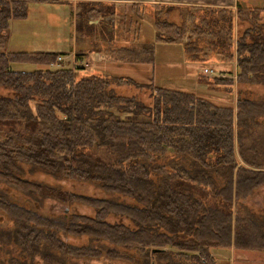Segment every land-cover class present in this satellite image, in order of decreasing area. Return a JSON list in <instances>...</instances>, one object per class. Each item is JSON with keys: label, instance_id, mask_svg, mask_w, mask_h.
<instances>
[{"label": "trees", "instance_id": "16d2710c", "mask_svg": "<svg viewBox=\"0 0 264 264\" xmlns=\"http://www.w3.org/2000/svg\"><path fill=\"white\" fill-rule=\"evenodd\" d=\"M29 1L47 0H0V87L13 91L0 95V181L67 205L86 204L97 213L94 217L74 215L65 222L0 195V211L14 222L20 247L29 249L43 241L71 256L103 254L94 247L70 246L55 236L56 231H65L134 249L141 256L149 254L150 262L143 264H181L186 259L191 264L214 263V251H264V218L254 222L243 213L240 202L264 185V132L258 133L255 125L257 118L264 117V102L237 97L234 107H220L185 92L139 85L130 78L95 72L80 75L84 68L79 66L50 69L67 55L63 51L2 52L10 22L27 17ZM161 8L153 13L158 28L173 29L168 33L156 29L155 39L175 44L183 26L168 21L167 13L174 8ZM247 9L248 21L239 17L240 5L235 18L230 11L214 9L213 13H222L216 24L225 35L216 42L206 41L213 50L228 54L222 59L225 63L234 57L236 81L233 75L209 81L212 86H225L229 93L234 84L264 79V23H259L258 11L254 14L256 8ZM240 21L248 24L242 32ZM189 45L193 46L185 53L194 60H201L199 53L210 48L198 42ZM116 52L120 54L110 58L112 62H154L150 42ZM91 54L93 50L77 53L75 60L82 61L83 56L88 60ZM14 64L49 69L13 71ZM112 82L148 88L150 104L113 94ZM171 159L170 165L157 164ZM17 163L70 180L95 182L102 191L128 197L138 205L29 182L17 175L21 171ZM155 174L162 181H154ZM109 214L128 218L135 228L106 222ZM31 234H35L33 239H29ZM155 248L164 251L152 254ZM113 251L105 250L108 255H115ZM169 256L173 259L157 262ZM119 258L130 259L126 254Z\"/></svg>", "mask_w": 264, "mask_h": 264}, {"label": "rangeland", "instance_id": "374dc122", "mask_svg": "<svg viewBox=\"0 0 264 264\" xmlns=\"http://www.w3.org/2000/svg\"><path fill=\"white\" fill-rule=\"evenodd\" d=\"M240 6L241 13L239 17H242L248 21V19L251 18V14L248 12L249 9L247 8H256L257 10L255 9L254 14H256L258 11L257 17L259 18V23H264V11L259 10L262 9L261 7H264V0H241ZM92 7H95V9L91 10ZM27 9V17L25 19L13 20L10 22L9 33L1 50L5 53L33 51L66 52L67 55L57 59V62L59 63L58 65H50L49 68L52 70L79 66L84 68L80 75H87L88 73L95 72V70L92 68L94 66L93 62L94 59L99 60L98 56L95 54H100L103 58H115L118 57V54H120V52L118 53L116 50L119 51L121 48H131L137 45L141 46L150 42L152 43L153 47H155L154 62L152 64H141L138 66V69L141 70L135 71L136 74L127 71L126 69H129L127 66L121 68L115 66H106L103 64L100 66V69L102 73H108L116 76H126L127 74H131L129 76L135 79H137L139 75H145L148 73L149 76L147 77V80L145 78L141 79V81L144 80L142 84L151 83L149 85L161 87L163 85L165 86L172 84L167 81V78L170 76L171 69L173 67H176V69L179 68V70L188 67L184 66L183 51L181 50V47L186 50L187 47L193 46H190L189 43H204L206 48L210 47L207 49V51L202 50L203 52L199 53L201 60L213 58L222 60L223 58L225 59L229 57L228 54L226 55L225 53L215 51L212 49V46L206 44V41L208 40H211L210 42H212V40L216 42V39L219 36L224 37L225 35V32L216 24L218 20L217 17H220L222 13H213L214 9L211 8H201L196 10L190 9L187 12H180L178 10L172 9L170 13H167L168 21L172 22L175 26H183L182 28L184 30L182 36L176 38L177 41L175 42V44H179L181 47L168 45L173 43L163 44L156 41V29L160 31L167 29L166 33H168V31L171 32V29H173V27L163 29L158 28V24H156L154 20L153 13L155 11L157 13L160 12L162 9L161 7L156 8V10H154L152 13L148 12L140 15L144 19V24L140 25V22L137 21V26L135 12L121 10L119 15L115 13L112 14V8L108 9V6L104 5V3L101 1H29ZM107 15H113V17L110 18L112 23L110 24V28L103 27L105 30V34H103V32L100 30L102 27L101 23L107 21ZM239 23L240 24H238V26L240 32H242L248 24L245 21H240ZM138 31H140V35ZM213 33L218 36L213 38ZM190 34L191 39L188 38V35ZM137 39L140 42H145H137ZM206 48L204 47L205 50ZM90 50H93V54L90 55L88 60H85V56H83L82 61L76 62L75 56L77 53L82 54ZM196 52L198 51L196 50ZM233 52L234 50L232 49V55ZM230 62H234V57ZM49 68L28 64L11 65V69L13 71L23 72H29L34 69ZM205 70L211 71V74L204 73L209 77L213 76L215 73L211 69H204L203 72H205ZM152 72H154L153 80L151 79ZM173 79H175L172 81L174 83L172 85L175 86L173 88H183V85L191 83L189 78L183 77L180 79L179 76H177ZM234 87L236 89L235 100L238 97V99L247 98L253 101L264 102V79L253 84L237 83L234 84ZM109 90L113 92V94L123 98H134L143 105L147 106L150 104V91L146 87L137 88L130 84H117L112 82L109 85ZM12 92L13 91L8 88L0 87L1 96H5ZM231 97L233 99V95ZM255 123V125L259 128L257 130L258 133L264 132V117L257 118ZM171 163L172 159L158 160L157 162L158 165H170ZM17 165L19 167L18 169L21 170L17 175L22 179L35 184L37 183L53 187L61 191L74 193L76 195L100 199H112L119 203L131 206L138 205L136 201L128 197L102 191L95 182L70 180L61 176L48 174L47 172L31 165H25L22 163H17ZM153 179L154 181H162L163 177L161 175L155 174L153 175ZM0 195L5 196L8 200L22 207L35 211L40 215L65 222H68L69 219L74 215L94 217L97 213V210L89 205L80 204L78 202L67 205L64 202H60L51 197L42 196L39 193L28 191L27 189L21 191L15 187L7 185L2 181H0ZM240 202L242 203L241 210L243 213L245 215L250 214L254 222L259 220V218H264V214H262L264 213V185L254 190L250 196L244 199V201L241 200ZM105 220L106 222L110 223L123 224L132 229L135 228V225L128 218L123 216L109 214ZM262 224V229L264 231V222H262ZM15 230L16 227L14 222L0 211V262L2 264H21L12 262L13 260L25 262L27 264H143L145 260L147 263L150 262V260H148L149 254L141 256V254L134 249H125L114 246L104 240L98 242L95 240V238L89 235L79 234L76 232H72L71 234L65 231H56L55 236L70 246L78 248L87 246L94 247L103 250V254L99 257L71 256L51 248L49 244H45L43 241L36 247L29 246L27 247L29 249H24L17 243L18 240L14 235ZM43 231L44 234L48 233L46 229ZM5 233H7L6 238L4 236ZM23 235L24 237L27 236L25 234ZM33 235L35 234H31L29 239H33L31 238ZM29 239L27 238L26 241L29 242ZM110 249L114 250L113 252H115V255H108L105 252V250ZM221 252H224V254H221ZM221 252H213L214 263H212L211 260L210 262L206 260H200L199 264H232L233 262L234 264H239L238 262L243 264V260L238 259L239 252H235L236 254L234 255V259L232 257L233 255L229 256L226 254L228 251L221 250ZM216 253L220 254V256H217ZM123 254H126L130 259L126 260L119 258ZM170 258L172 257L169 256L166 259L162 258L163 260L158 259L157 262L159 263L160 260L165 262ZM186 260H184L185 262L181 260V264L192 263L191 259L188 261V263H186Z\"/></svg>", "mask_w": 264, "mask_h": 264}, {"label": "crops", "instance_id": "0c3cea01", "mask_svg": "<svg viewBox=\"0 0 264 264\" xmlns=\"http://www.w3.org/2000/svg\"><path fill=\"white\" fill-rule=\"evenodd\" d=\"M90 1H101L104 3V5L108 6V9L112 8V14L121 13V10L126 11H132L135 12L136 16V26L137 21L140 22V25L144 24V19L142 16L145 13H152L156 8H159L161 6H167L172 7L175 10H178L180 12L182 11H189L190 9L196 10L201 8H211V9H221V10H227L230 11L234 18L237 11V5L241 4V0H90ZM264 9V7H261ZM76 9V8H74ZM92 9H95V7H92ZM125 11V12H126ZM151 11V12H150ZM108 17L107 21L101 23V31L103 34H105L104 28H110V24L112 23L111 17L113 15H107ZM139 17V19H138ZM142 17V18H141ZM105 20V18H104ZM103 21V20H102ZM100 23V22H99ZM114 23V21H113ZM104 27V28H103ZM114 27V24H113ZM100 31V32H101ZM107 32V31H106ZM140 35V31H138ZM102 41V40H101ZM137 42H140L137 39ZM145 42V41H144ZM143 41L140 43H144ZM169 46H180L179 44H168ZM138 46V45H137ZM155 49V47H154ZM181 50L183 51V62L185 69L179 70V68L176 69V67H173L171 69L170 76L167 78V81L174 84L172 81L175 80L173 78H176L179 76V78H189L190 84H185L182 87L183 88H173L175 87L172 84L163 85L161 86L164 89L168 90H175V91H181L188 94H192L196 96L197 98L207 100L208 102L212 103L213 105L220 106V107H234L235 97H236V89L234 87L233 93L225 92V86L216 87L212 86L210 84V80L214 77H222L223 79H229L232 77L233 74L236 73L237 67L236 62H224L223 60H217L215 58L213 59H204V60H194L190 58L186 53L183 47H181ZM98 56L99 60L94 59V66L92 67L95 70V73H102L100 66L105 64L106 66H115V67H124L127 66L129 69H126L129 72L135 73V71H140L141 69H138L141 64H126V63H119V62H112L110 58H103L100 54H95ZM187 59V60H186ZM204 69H211L215 73L213 76L209 77L206 76L203 72ZM100 70V71H99ZM110 76L120 77V78H131L136 83H139V85H149L148 84H142L144 80L141 81L142 78L148 79L149 76L148 73L145 75H139L137 79L129 76L131 74L124 75H111L108 73H104ZM154 72H152L151 79L153 80ZM206 78V79H205ZM154 84V83H153ZM160 87V86H159ZM233 99H232V95ZM235 94V96H234ZM221 252V251H220ZM235 252H239L238 259L243 260V264H264V251H248V250H228L226 254L234 255ZM217 254V253H216ZM221 254H224V252H221ZM217 256H220V254H217ZM238 260V261H239ZM229 263V262H228ZM241 264V262H238ZM234 264V262L232 263ZM236 264V263H235Z\"/></svg>", "mask_w": 264, "mask_h": 264}, {"label": "water", "instance_id": "95a60500", "mask_svg": "<svg viewBox=\"0 0 264 264\" xmlns=\"http://www.w3.org/2000/svg\"><path fill=\"white\" fill-rule=\"evenodd\" d=\"M162 251H164V250L156 249V248H155V249H152V250H151V253L154 254V253L162 252Z\"/></svg>", "mask_w": 264, "mask_h": 264}, {"label": "built area", "instance_id": "2783aa9c", "mask_svg": "<svg viewBox=\"0 0 264 264\" xmlns=\"http://www.w3.org/2000/svg\"><path fill=\"white\" fill-rule=\"evenodd\" d=\"M205 74H208V73H210L211 74V71H207V70H205V72H204ZM233 80H235L236 81V74H233Z\"/></svg>", "mask_w": 264, "mask_h": 264}]
</instances>
